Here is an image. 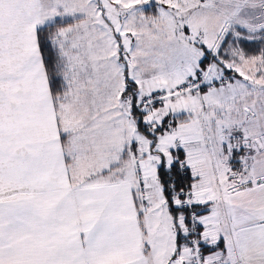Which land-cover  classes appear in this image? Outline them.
Wrapping results in <instances>:
<instances>
[{"label":"snow or ice","instance_id":"obj_1","mask_svg":"<svg viewBox=\"0 0 264 264\" xmlns=\"http://www.w3.org/2000/svg\"><path fill=\"white\" fill-rule=\"evenodd\" d=\"M0 264H264V0H0Z\"/></svg>","mask_w":264,"mask_h":264}]
</instances>
